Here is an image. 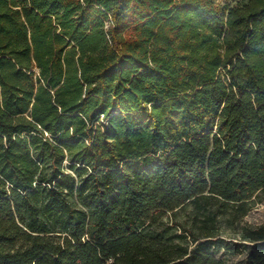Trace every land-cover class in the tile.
<instances>
[{
    "label": "trees",
    "instance_id": "16d2710c",
    "mask_svg": "<svg viewBox=\"0 0 264 264\" xmlns=\"http://www.w3.org/2000/svg\"><path fill=\"white\" fill-rule=\"evenodd\" d=\"M264 0H0V264H264Z\"/></svg>",
    "mask_w": 264,
    "mask_h": 264
},
{
    "label": "rangeland",
    "instance_id": "374dc122",
    "mask_svg": "<svg viewBox=\"0 0 264 264\" xmlns=\"http://www.w3.org/2000/svg\"><path fill=\"white\" fill-rule=\"evenodd\" d=\"M244 220L253 225L264 223V198L245 216ZM215 252L228 264H241L247 253L245 249L231 253L224 248L216 249Z\"/></svg>",
    "mask_w": 264,
    "mask_h": 264
}]
</instances>
